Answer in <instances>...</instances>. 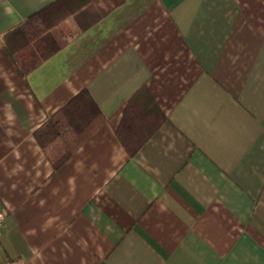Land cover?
<instances>
[{"label": "crops", "instance_id": "1", "mask_svg": "<svg viewBox=\"0 0 264 264\" xmlns=\"http://www.w3.org/2000/svg\"><path fill=\"white\" fill-rule=\"evenodd\" d=\"M52 1L0 0V264H264V0H93L23 75L3 36ZM81 90L104 120L54 166Z\"/></svg>", "mask_w": 264, "mask_h": 264}, {"label": "trees", "instance_id": "2", "mask_svg": "<svg viewBox=\"0 0 264 264\" xmlns=\"http://www.w3.org/2000/svg\"><path fill=\"white\" fill-rule=\"evenodd\" d=\"M101 1L110 10L119 0ZM99 16L93 0H54L6 31L4 45L21 73L26 75L63 46L67 34L60 30L64 29L66 18L92 21ZM93 105L89 93L81 90L50 118L45 127L36 131L54 166L103 122V116Z\"/></svg>", "mask_w": 264, "mask_h": 264}, {"label": "built area", "instance_id": "3", "mask_svg": "<svg viewBox=\"0 0 264 264\" xmlns=\"http://www.w3.org/2000/svg\"><path fill=\"white\" fill-rule=\"evenodd\" d=\"M0 220H1V213H0ZM1 264H12V263L10 261H5V262H3Z\"/></svg>", "mask_w": 264, "mask_h": 264}, {"label": "rangeland", "instance_id": "4", "mask_svg": "<svg viewBox=\"0 0 264 264\" xmlns=\"http://www.w3.org/2000/svg\"><path fill=\"white\" fill-rule=\"evenodd\" d=\"M66 19H67V18H66ZM66 19H65V20H66ZM69 19H70V17H69ZM69 19H68V20H69ZM63 26H65V25H63Z\"/></svg>", "mask_w": 264, "mask_h": 264}]
</instances>
